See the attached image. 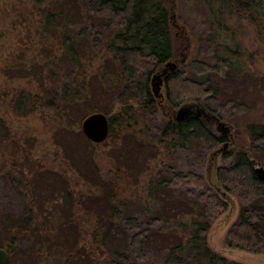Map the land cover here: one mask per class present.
<instances>
[{"label":"trees","instance_id":"16d2710c","mask_svg":"<svg viewBox=\"0 0 264 264\" xmlns=\"http://www.w3.org/2000/svg\"><path fill=\"white\" fill-rule=\"evenodd\" d=\"M194 1L204 8L210 26L211 33L201 40L214 50L207 59L179 62L166 73L161 110L152 77L175 60L171 23L177 1L33 0L31 26L39 48L17 56L7 70L29 78L35 90L4 96L20 116L44 107L50 111L69 171L29 161L39 171L30 173L22 197L33 217L0 222L6 234L0 247L9 262L16 247L28 241L30 256L39 260L45 255L60 264H221L205 234L208 219L227 209L229 195L252 204L229 232L230 245L255 253L264 248V180L255 172L256 166L264 168L263 123L247 127L253 148L240 145L223 153L225 165L216 168L214 182L169 167L177 151L199 145L214 149L227 142L210 121H202L200 109L177 122L175 109L181 103H201L219 119L228 108L244 110L240 103L219 100L218 80L242 72L233 60L240 55L239 44L218 43L219 34H228L232 22L251 24L264 44V0ZM180 29L185 35L181 46L190 43L187 29ZM115 105L119 109L113 114ZM156 108L161 122L151 128L149 112ZM96 112L110 123L101 145L79 130ZM98 146L110 149L101 159L94 155ZM72 172L75 177L67 175ZM12 173L14 184L24 177Z\"/></svg>","mask_w":264,"mask_h":264},{"label":"rangeland","instance_id":"374dc122","mask_svg":"<svg viewBox=\"0 0 264 264\" xmlns=\"http://www.w3.org/2000/svg\"><path fill=\"white\" fill-rule=\"evenodd\" d=\"M175 1L177 2L171 25L177 50L175 60L170 63L179 66V62L189 64L194 59H207L211 56L214 47L201 40L211 33L209 23L204 18V8L194 0ZM32 2L33 0H0V222L7 217L9 220H29L33 217L32 213L26 211L29 202L22 197V195L27 196L29 177L39 171L33 169L29 161H38L45 166L47 164L60 173L69 169L61 160L60 141L63 138L55 140L57 125L50 111L44 107L40 111L20 116L8 106L9 100L4 96L14 90L17 92L35 90L34 84L29 83V78H23L20 74L7 70L15 58L21 56L23 52H36L39 48L35 31L31 26L36 19ZM230 27L228 34H219L222 39L216 42L222 43L227 40L239 44L240 55L233 60L242 66V72L241 74L226 73L228 75L225 78L223 76L218 80L220 81L219 100L240 103L244 110L236 111L228 108L224 118L219 119L212 117L201 103L195 101L188 100L189 102L181 103L175 109V115L181 107L187 105L190 106L191 115H195L199 109L202 110L203 114H199L202 121L204 123L210 121L215 132L227 138L225 143L227 147L223 148L222 144L213 149L199 145L189 152L177 151L168 160L172 170L197 174L209 183L213 181L216 168L225 165L221 159L223 153L240 145L249 149L254 147L252 137L247 131L248 125L264 124V44L257 39L253 25L232 22ZM180 28L187 29L190 41L182 46L180 40L184 39L185 35L180 33ZM210 61L214 63L213 60ZM163 95L164 88L161 87L156 96L157 100L161 99L158 102L163 106L158 107L161 110L165 108ZM158 108L152 113L149 112L148 125L151 128L160 125L161 112ZM118 109L119 105H115L112 113H116ZM79 130L81 132V126ZM15 145L18 146L17 149L13 148ZM109 150V147L98 146L94 155L101 159ZM99 165L105 166L104 161L101 160ZM12 172L24 177L22 180L15 179L14 184L15 176ZM67 175L75 177L76 173ZM74 191L78 192V189L74 187ZM229 196L227 209L208 219L210 227L205 234L208 246L221 256V264H264L263 247H259V252L255 253L249 249H238L230 245L229 232L238 222L242 210L244 208L252 210V204L241 201L234 195ZM34 210L36 216L37 210ZM1 225H4L3 222L0 223V227ZM5 235L0 230V245L6 239ZM29 246L28 241H22L16 247L9 264H37L35 261H38V264H60L58 259H47L45 255L42 258L38 256L39 260L35 255L30 256L26 252Z\"/></svg>","mask_w":264,"mask_h":264},{"label":"water","instance_id":"95a60500","mask_svg":"<svg viewBox=\"0 0 264 264\" xmlns=\"http://www.w3.org/2000/svg\"><path fill=\"white\" fill-rule=\"evenodd\" d=\"M176 68V64L168 63L165 68L152 77V89L155 96H158V92L163 83V77L168 71H173ZM191 113L190 106L181 107L175 115V120L181 122L185 120ZM199 115V112L197 113ZM219 126H223L219 124ZM81 130L84 136L94 144H100L104 142L109 134L110 123L108 117L103 113H93L88 115L81 123ZM224 145L223 148H226ZM253 165L256 163L252 161ZM255 172L257 176L264 180V168L261 166H256ZM0 264H9L8 253L4 248L0 247Z\"/></svg>","mask_w":264,"mask_h":264}]
</instances>
